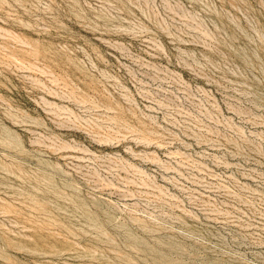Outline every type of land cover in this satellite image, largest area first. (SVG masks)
I'll return each instance as SVG.
<instances>
[{
  "label": "rangeland",
  "instance_id": "rangeland-1",
  "mask_svg": "<svg viewBox=\"0 0 264 264\" xmlns=\"http://www.w3.org/2000/svg\"><path fill=\"white\" fill-rule=\"evenodd\" d=\"M0 264H264V0H0Z\"/></svg>",
  "mask_w": 264,
  "mask_h": 264
}]
</instances>
